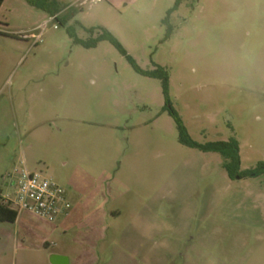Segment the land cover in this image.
Here are the masks:
<instances>
[{
    "label": "rangeland",
    "instance_id": "374dc122",
    "mask_svg": "<svg viewBox=\"0 0 264 264\" xmlns=\"http://www.w3.org/2000/svg\"><path fill=\"white\" fill-rule=\"evenodd\" d=\"M56 1L0 8V191L24 160L72 213L0 221V264H264V175L230 178L169 111L200 144L236 137L241 170L264 162V0Z\"/></svg>",
    "mask_w": 264,
    "mask_h": 264
},
{
    "label": "built area",
    "instance_id": "2783aa9c",
    "mask_svg": "<svg viewBox=\"0 0 264 264\" xmlns=\"http://www.w3.org/2000/svg\"><path fill=\"white\" fill-rule=\"evenodd\" d=\"M21 164L6 174L11 191H0V202L18 213H33L50 222L67 216L72 209L68 191L51 176L28 170L24 160Z\"/></svg>",
    "mask_w": 264,
    "mask_h": 264
},
{
    "label": "trees",
    "instance_id": "16d2710c",
    "mask_svg": "<svg viewBox=\"0 0 264 264\" xmlns=\"http://www.w3.org/2000/svg\"><path fill=\"white\" fill-rule=\"evenodd\" d=\"M27 1L34 7L43 9L49 12L52 16L59 18L58 14L60 12V8L56 0H27ZM181 1L182 0H178V2ZM3 2L4 0H0V8ZM51 2H53L54 4L53 7H51ZM65 22L66 19H63V23ZM101 39L109 40L111 43L117 46L119 50L124 55H126L127 58L135 65V68L138 71L146 73L135 64L132 57L127 53V51L122 46V44L117 40V38L111 32L107 30L104 31V33L101 34L100 37L98 38V40ZM98 40H95L91 43H87L82 39L76 38V41L82 43L87 47L95 46ZM168 85H169V79H168V74L166 73L163 78V89L166 96L168 94ZM169 111L175 119V123L177 125L179 132L180 141L191 147L200 148L205 152L213 151L221 154V156L223 157V167L226 169L230 178L235 179V178H243L250 176L256 177V176L264 175V162L258 163L256 167L249 168L246 170H241L240 146H239V141L236 137L233 136L228 140H216V141L207 142L205 144H200L194 141L190 137L179 112L172 107L169 108ZM17 216H18V212L16 210H13L7 204L0 202V221L13 222L17 219Z\"/></svg>",
    "mask_w": 264,
    "mask_h": 264
},
{
    "label": "crops",
    "instance_id": "0c3cea01",
    "mask_svg": "<svg viewBox=\"0 0 264 264\" xmlns=\"http://www.w3.org/2000/svg\"><path fill=\"white\" fill-rule=\"evenodd\" d=\"M68 197H69V195H68ZM21 213V212H20ZM23 213V212H22ZM71 213H72V209H71V211H70V213L67 215V216H65V217H62V218H60L62 221H61V225H63V229H66V225H67V219L70 217V215H71ZM18 216H19V213H18ZM18 216H17V218H18ZM17 220V219H16ZM15 220V221H16ZM53 253H57V254H63V255H66V256H68V258H69V262H70V264H73L72 263V261H71V257H70V255H69V252L65 249H63V250H59V251H53L52 252V254ZM78 258H79V256H77V257H75V262H74V264H78L77 262V260H78Z\"/></svg>",
    "mask_w": 264,
    "mask_h": 264
},
{
    "label": "water",
    "instance_id": "95a60500",
    "mask_svg": "<svg viewBox=\"0 0 264 264\" xmlns=\"http://www.w3.org/2000/svg\"><path fill=\"white\" fill-rule=\"evenodd\" d=\"M50 262L52 264H70L68 256L57 253L50 255Z\"/></svg>",
    "mask_w": 264,
    "mask_h": 264
}]
</instances>
